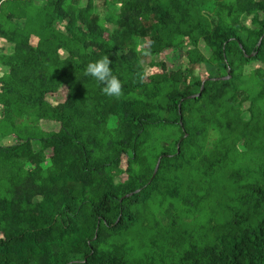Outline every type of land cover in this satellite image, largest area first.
<instances>
[{
  "label": "trees",
  "instance_id": "trees-1",
  "mask_svg": "<svg viewBox=\"0 0 264 264\" xmlns=\"http://www.w3.org/2000/svg\"><path fill=\"white\" fill-rule=\"evenodd\" d=\"M95 8V0H0V39L15 47L0 53L9 66L0 134L19 139L0 147V264H264V69L233 82L237 67L264 63V0H109L105 19ZM258 9L260 39L249 50L244 21ZM97 39L119 69L120 98L85 75ZM166 48L182 52L184 68L152 72ZM62 84L69 101L54 104L49 95ZM25 115L60 127L25 125ZM170 125L177 132L158 139ZM220 169L236 207L208 242L151 236L135 252L128 233L148 201L160 193L184 206L185 172Z\"/></svg>",
  "mask_w": 264,
  "mask_h": 264
},
{
  "label": "rangeland",
  "instance_id": "rangeland-1",
  "mask_svg": "<svg viewBox=\"0 0 264 264\" xmlns=\"http://www.w3.org/2000/svg\"><path fill=\"white\" fill-rule=\"evenodd\" d=\"M108 2L109 0H95V11L102 19H105V16L108 15L106 8ZM115 7L119 9V4H116ZM254 19L255 17L253 16H246L244 21L245 24L250 25L254 29L251 28L252 44L257 39L258 33L253 26ZM55 30L59 32L60 26L57 25ZM78 33L84 39L92 38L84 35L81 30H78ZM98 43L99 39L91 47V51L100 59L107 54L108 47L100 49ZM251 48L249 44L248 49L250 50ZM204 53L205 55L208 54L207 51ZM60 54L64 57L66 52L60 50ZM157 61H161L162 65L153 66L151 69L152 72H171L174 69H183L186 63L182 52H173L170 48H166L160 52L157 56ZM110 67L112 71L119 72V69L113 64ZM262 69H264V63L261 61L250 62V64L244 63L233 72V82L239 84L243 75L252 74ZM49 99L54 104L69 101L66 86L62 84L58 92L49 95ZM247 105L248 101L242 103L243 108H246ZM115 119L113 117L112 121L114 122ZM43 125L47 129H57L60 126L59 123L53 121L47 122V124L43 123ZM167 128L160 129L156 132L158 139H164L167 130L176 133L178 129L174 125H170ZM47 164L48 162L44 163L43 166ZM121 166L123 168L127 166V158L125 156L122 158ZM125 177V174L120 175L116 180L119 181ZM226 177L227 170L225 169L217 170L214 176L204 173L202 170L186 171L182 176V180L184 185H188L187 190L190 192L191 197L188 203L183 206L182 201L178 197L171 195L165 196L160 193L157 194L155 200L148 201L143 206L141 212L143 222L137 224L128 233V238H130L128 242L134 246L135 252H137L140 245L144 246L146 243H149L151 236L156 238L155 242L157 244H166L170 240L166 234L170 235L171 239L180 238L183 244L194 243L200 245L208 242L216 234L212 228H216V226L224 222L225 210L227 208L230 209V207H236V201L232 197V187L230 182L226 180ZM177 189L180 191L182 197L184 186L180 185ZM169 224L171 225V230L165 232L166 226ZM140 249L142 248L140 247Z\"/></svg>",
  "mask_w": 264,
  "mask_h": 264
},
{
  "label": "crops",
  "instance_id": "crops-1",
  "mask_svg": "<svg viewBox=\"0 0 264 264\" xmlns=\"http://www.w3.org/2000/svg\"><path fill=\"white\" fill-rule=\"evenodd\" d=\"M227 1V0H225ZM262 14V10L261 9H258L256 11V13H249L247 16H253V17H260ZM249 29L246 33V46L248 47L249 44L251 45V47L254 45V43L252 44L251 42V37H252V30L251 28L253 29V27H251L250 25L246 24ZM254 30V29H253ZM257 40V39H256ZM255 40V41H256ZM15 50V47H14V44L7 41L6 39L4 38H1L0 39V53L1 54H12ZM200 51L203 53L204 56H208L210 54V51L209 49L206 47V46H202L200 48ZM207 51V55H205L204 52ZM250 64V63H248ZM9 72V66L7 65H3V64H0V78H2L3 76H5V74ZM4 90V84L3 83H0V92H2ZM6 116V113H5V108L3 105L0 104V121L1 120H4ZM21 121L25 124V125H40L42 126L45 130H55L57 131L59 129V127L57 129H47L46 126L43 125V123L47 124V122H52L51 120H47V119H40V118H37V117H34V116H31V115H25L24 117H21ZM53 122H57V121H53ZM59 123V122H57ZM60 124V123H59ZM19 141L18 137L13 134V133H5L4 135H1L0 134V147H6V146H11L13 145L14 143H17ZM46 163V162H44Z\"/></svg>",
  "mask_w": 264,
  "mask_h": 264
},
{
  "label": "clouds",
  "instance_id": "clouds-1",
  "mask_svg": "<svg viewBox=\"0 0 264 264\" xmlns=\"http://www.w3.org/2000/svg\"><path fill=\"white\" fill-rule=\"evenodd\" d=\"M112 61L105 55L87 65L85 75L94 77L103 87L101 91L109 97L120 98L123 95V85L117 75L113 74L110 67Z\"/></svg>",
  "mask_w": 264,
  "mask_h": 264
},
{
  "label": "water",
  "instance_id": "water-1",
  "mask_svg": "<svg viewBox=\"0 0 264 264\" xmlns=\"http://www.w3.org/2000/svg\"><path fill=\"white\" fill-rule=\"evenodd\" d=\"M259 39H260V37H258L257 38V42L256 43H258V41H259ZM251 54L253 53V51H251L250 52ZM229 67H228V69H227V73L225 74V75H222L221 77L222 78H228V77H230V75H231V73L229 72ZM220 77V78H221ZM205 82V79L202 81V84H201V87H200V90L202 89V87H203V83ZM200 93V91L198 92V94ZM160 160H161V158H159V160H158V162H157V164H156V167H155V170H154V175L156 174V172H157V170H158V168H159V165H160ZM139 190V189H138Z\"/></svg>",
  "mask_w": 264,
  "mask_h": 264
}]
</instances>
